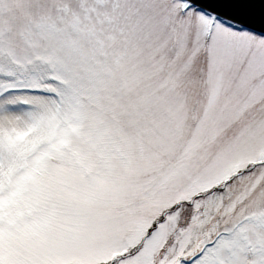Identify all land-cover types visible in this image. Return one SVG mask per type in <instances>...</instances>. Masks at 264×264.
Masks as SVG:
<instances>
[{
	"label": "snow or ice",
	"instance_id": "obj_1",
	"mask_svg": "<svg viewBox=\"0 0 264 264\" xmlns=\"http://www.w3.org/2000/svg\"><path fill=\"white\" fill-rule=\"evenodd\" d=\"M0 264H264V0H0Z\"/></svg>",
	"mask_w": 264,
	"mask_h": 264
}]
</instances>
